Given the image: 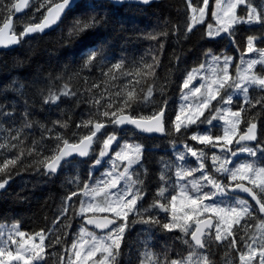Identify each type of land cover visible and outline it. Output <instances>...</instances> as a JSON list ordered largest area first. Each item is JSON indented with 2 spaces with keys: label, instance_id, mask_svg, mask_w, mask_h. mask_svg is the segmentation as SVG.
Returning a JSON list of instances; mask_svg holds the SVG:
<instances>
[{
  "label": "clouds",
  "instance_id": "9594fccd",
  "mask_svg": "<svg viewBox=\"0 0 264 264\" xmlns=\"http://www.w3.org/2000/svg\"><path fill=\"white\" fill-rule=\"evenodd\" d=\"M182 7L0 0V225L42 244L32 264L84 234L120 237L111 264H264V187L235 180L264 166V58L244 57L264 0L227 29L193 31Z\"/></svg>",
  "mask_w": 264,
  "mask_h": 264
},
{
  "label": "snow or ice",
  "instance_id": "6c2138e0",
  "mask_svg": "<svg viewBox=\"0 0 264 264\" xmlns=\"http://www.w3.org/2000/svg\"><path fill=\"white\" fill-rule=\"evenodd\" d=\"M182 12L188 18L193 31L196 28H213V29H227L232 24V16L238 11V0H182ZM235 51V50H234ZM245 59H252L259 61L264 58V48L260 47V40L257 39L248 46L244 53ZM234 70L233 65L229 66L228 78ZM208 72H213L214 68L209 65ZM241 75L246 76L247 72L240 69ZM191 78V77H190ZM184 113L176 115L179 120ZM127 119L128 114L121 112L117 119ZM132 119L141 127L158 129L160 127V119L155 114L141 115L132 117ZM236 131H240L237 127ZM249 132L255 131L254 128L248 129ZM200 140L207 139L206 137H199ZM227 139H232L228 136ZM130 153L125 149L120 153V158H126ZM254 163V162H253ZM242 171L235 173V180L242 184L243 187L249 191H254L260 187H264V166L253 167L250 163L247 167L241 166ZM103 187V186H102ZM185 201H180L183 205ZM188 205L195 207L197 202L195 200L187 201ZM180 205H173L174 208L180 210ZM207 213L211 214L215 211L213 208H207ZM122 218L124 214H120ZM191 212L185 214V218L191 216ZM7 225H0V264H32L33 259L40 254L42 244L37 242V239L32 234L24 232H15L8 228L7 238L4 235ZM120 237H113L109 242L98 241L94 238L84 234L81 238L73 240L61 258V264L67 260L68 264H111L110 254L114 247L119 244ZM7 245V246H6Z\"/></svg>",
  "mask_w": 264,
  "mask_h": 264
}]
</instances>
